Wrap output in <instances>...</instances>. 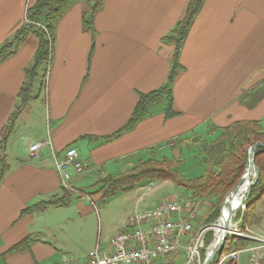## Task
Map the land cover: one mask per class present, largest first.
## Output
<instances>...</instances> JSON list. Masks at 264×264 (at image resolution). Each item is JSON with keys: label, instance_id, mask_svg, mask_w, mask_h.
<instances>
[{"label": "crops", "instance_id": "1", "mask_svg": "<svg viewBox=\"0 0 264 264\" xmlns=\"http://www.w3.org/2000/svg\"><path fill=\"white\" fill-rule=\"evenodd\" d=\"M34 1L0 0V45L25 23L27 6ZM188 1L103 0L91 24L85 21L87 0L64 14L55 29L57 58L45 111L50 129L39 126L34 136L25 135L38 109L32 103L40 97L34 99L17 121L16 137L12 133L8 142L12 140L10 150L15 151L27 138L22 151L15 152L16 167L5 151L10 169L0 188V264L86 260L99 242L54 243L42 237L53 222L47 218L54 206L22 215L24 208L60 194L62 187L53 149L43 146L31 154V143L50 136L59 156L76 147L85 173L74 175L72 181L81 183L88 172L118 173L140 159L182 158L183 147L188 151V145L199 139H190L195 133L216 137L219 128L249 119L242 115L264 112V0H204L189 27L181 52L183 69L173 84L178 114L166 117L164 104L135 128L110 141L102 139L126 123L141 92L167 81L172 46L163 37L181 19ZM37 47L38 39L29 35L17 53L0 65V132ZM173 147V156L165 155L164 150ZM76 208L75 216L80 218ZM27 237L30 243L24 249L8 252Z\"/></svg>", "mask_w": 264, "mask_h": 264}, {"label": "trees", "instance_id": "2", "mask_svg": "<svg viewBox=\"0 0 264 264\" xmlns=\"http://www.w3.org/2000/svg\"><path fill=\"white\" fill-rule=\"evenodd\" d=\"M78 1L80 0H36L33 3H29L25 17L30 22H26L25 19V23L16 29L4 44L0 45L1 65L17 53L29 35H34L38 39V47L33 55L32 63L25 69L26 78L19 90L15 107L0 132V188L6 173L10 169V162L5 153L9 139L24 108L32 100L40 97L41 89L39 88V90L35 91V82L39 77V71L43 64L50 59L54 40L53 33L64 14ZM87 1L89 8L85 14V21L87 24H91L95 14L102 7L103 0ZM203 2L204 0H189L181 19L163 37V41L172 46L171 70L165 84L149 92H141L126 123L113 133L104 136L103 140L110 141L135 128L141 120L153 112L154 106L161 101L165 102L166 117L178 114L173 105V84L178 73L183 69L181 52L189 27L201 10ZM87 16L89 19H87ZM218 130V135L214 139L206 141L208 144L203 149L205 154L202 159L204 167L203 171L198 175L185 176L181 170L184 158L150 157L138 160L133 166L121 172L109 173L99 178L96 184L100 183L103 197H110L119 192H129L151 182L172 180L175 184L183 186L191 194V197L203 202L209 201L211 205L201 217H203L204 222H215L221 215V207L225 202L226 196L236 188L249 164V148L258 141L264 142V117L260 119L235 120ZM255 154L256 164L259 167V179L253 186L251 194L246 201V220L249 223L257 219L258 205L264 199V147H257ZM70 194L71 191L61 187L60 194H54L47 200L39 201L32 206L24 208L22 215L34 213L49 206H57L61 203L67 204L63 201H67ZM201 221L202 218L199 222L201 223ZM240 223L237 228L230 232L229 236L239 234L240 237L244 238L249 225L244 223L242 230ZM217 225L214 226L215 232ZM205 227L206 224L201 225L199 228L195 227V233L200 244L202 262L205 255L204 248H201L204 243ZM212 239L213 235L211 233L208 242ZM232 239L236 240V238H231L227 241L224 251L243 247L247 244V241H234ZM29 243V237H27L14 244L8 252L20 251ZM218 256L214 258L211 264L217 263ZM228 264L235 263L231 261Z\"/></svg>", "mask_w": 264, "mask_h": 264}, {"label": "rangeland", "instance_id": "3", "mask_svg": "<svg viewBox=\"0 0 264 264\" xmlns=\"http://www.w3.org/2000/svg\"><path fill=\"white\" fill-rule=\"evenodd\" d=\"M87 19H89L88 16ZM53 39L50 59L48 62L43 64L39 71V77L35 82V91L39 90V88L41 90L39 101L37 103H32V106H38V109L34 111V114L35 119L39 120L34 119V121L26 127L28 129L25 133L27 137L32 135L34 136V132L39 129V126H44L45 129V126L47 125V130L50 129L47 117H45V111L47 108L48 91L49 88H51V75L57 58L55 31L53 33ZM4 42L2 44H4ZM31 63L32 60L30 61V64ZM164 104V101L157 103L153 108V112L162 110L164 108ZM242 116L249 119H260L264 117V112L261 114L247 113ZM53 120L54 117L52 116L51 121L53 122ZM12 137H16V132L13 133ZM196 137L199 138V141L196 142L195 140L193 141L194 143L189 144L188 148L190 147V150L188 149V151H186V149L182 146L184 149H182L184 153L182 158H184V161L181 170L185 176L198 175L203 171L204 166L202 164V159L205 154L203 149L208 144L206 141L214 139L215 134L209 136V134H203L200 132L195 133L190 139H194ZM175 141L176 140L174 139L173 143H175ZM26 142L27 138H23L20 141V145L16 146L15 151L10 150L12 140L7 147L6 153L10 156V161L14 167H16L17 164L15 152L22 151ZM176 147L179 148V144H176ZM182 147L180 146V148ZM20 148L21 150H19ZM173 149L175 148H166V150H164L165 155L173 156ZM26 157L28 158V155H26ZM103 176V174L98 172H88L84 175V177H82L83 181L81 183H74L72 181V185L77 186L80 192H71L67 201H63L67 204L61 203L53 208H50L49 218L47 219H52L53 222L50 223L49 226H46V230L42 234V237H47L54 243L64 242L67 244H82L83 241L87 240L84 244L88 245L90 242L100 241L102 248H107L114 235L129 227V217L136 211L153 207L159 200L161 201L164 198H169L173 194H179L183 197L191 195L183 186L176 185L172 180H167L166 182H159L155 185L145 184L135 190L129 192H119L114 196L103 197V190H101L100 183L96 184V181ZM141 195H143V199L139 200V196ZM210 205L211 203H209V201L203 202L199 200L196 202L198 215L195 216L194 223H192L194 229L195 227L199 228L201 225L206 223H212L204 222L203 217H201L207 212ZM76 206H78L81 211L80 218L75 216L77 211ZM246 209V205L240 208L237 212L238 215L235 217H240L241 229L243 230L244 223H247L250 228L253 227L264 236V199L258 205L256 215L257 219L252 223H249L246 220ZM201 218L202 221L200 223L199 220ZM216 221L220 222L221 220L217 219ZM231 238L239 240L243 237H240L239 234H233L227 238L226 242ZM247 245H249V242H247V244L243 247H246ZM262 251L264 253V249H262ZM246 258V254H243L241 264H245ZM75 259L83 261L84 257Z\"/></svg>", "mask_w": 264, "mask_h": 264}, {"label": "built area", "instance_id": "4", "mask_svg": "<svg viewBox=\"0 0 264 264\" xmlns=\"http://www.w3.org/2000/svg\"><path fill=\"white\" fill-rule=\"evenodd\" d=\"M26 22H30L26 19ZM43 146L53 149L55 166L59 173L62 187L71 192H80L71 181L76 174H83L85 167L78 158L76 147H69L63 156L56 154L50 136L30 144L31 154H37ZM196 199L191 196L174 194L164 198L157 205L136 211L129 218V227L118 232L107 248H102L100 241L88 253L86 260L64 258L61 264H193L196 248H193L192 223L198 215ZM242 208V207H241ZM232 218L229 232L237 228L240 217ZM218 221L206 223L204 229V262L215 242L214 226ZM213 239L208 242L209 235ZM249 242L243 248L222 251L223 264L234 262L240 264L242 255L246 254L247 264H264V236L253 227L247 230L244 238ZM203 262V263H204ZM210 264V263H209Z\"/></svg>", "mask_w": 264, "mask_h": 264}, {"label": "water", "instance_id": "5", "mask_svg": "<svg viewBox=\"0 0 264 264\" xmlns=\"http://www.w3.org/2000/svg\"><path fill=\"white\" fill-rule=\"evenodd\" d=\"M257 147H264V142L262 141H258L255 144H253L250 148H249V164L245 170V172L243 173L238 185L236 186V188L229 193L226 196L225 202L221 207V215L218 218V220H221L222 216H223V210L225 207L228 208V213L225 216L224 219V225H223V232L222 235L220 236V238L215 241L214 243L211 244L210 246V252L208 253L205 262L203 264H209L211 263V261L213 260V258L221 253L224 249L226 240L228 238V234H229V229H230V224L232 221V218L234 215L237 214L238 210L242 207L246 205V201L249 198L252 188L253 186L256 184V182L259 179V167L256 164V154H255V150ZM252 174L251 177V181L249 182V184L247 185V188L245 190V192L241 195L240 200H237L236 202H233L232 197H236L239 189L241 188L242 183L244 182V180H246V178Z\"/></svg>", "mask_w": 264, "mask_h": 264}, {"label": "bare ground", "instance_id": "6", "mask_svg": "<svg viewBox=\"0 0 264 264\" xmlns=\"http://www.w3.org/2000/svg\"><path fill=\"white\" fill-rule=\"evenodd\" d=\"M251 177H252V174H250L247 178H246V180H244V182L242 183V185H241V188L239 189V192H238V194H237V196L236 197H232V199H233V202H236L237 200H240V197H241V195L245 192V190H246V188H247V185L249 184V182L251 181ZM243 207V206H242ZM227 213H228V208L227 207H225L224 208V210H223V216H222V218H221V222L217 225V228H216V234H215V241H217L219 238H220V236L222 235V232H223V230H224V228H223V225H224V219H225V216L227 215ZM238 215V214H237ZM241 222V221H240ZM239 222V223H240ZM231 223H232V221H231ZM239 223H237V225L239 224ZM231 225V224H230ZM192 234H193V248H196V256H194V261H193V264H203L202 263V257H201V249H200V246H199V241H198V238H197V236H196V233H195V229L193 228V224H192ZM229 234H230V232H229ZM229 234H228V237H229ZM224 248H225V246H224ZM223 251H224V249H223ZM217 255H219L218 256V258H217V263L216 264H223V253H219V254H217ZM216 257V256H215ZM214 257V258H215ZM214 258H213V260H214ZM213 260L211 261V263L213 262ZM203 262H204V260H203ZM210 263V264H211Z\"/></svg>", "mask_w": 264, "mask_h": 264}]
</instances>
